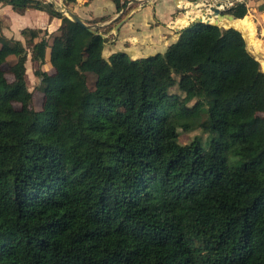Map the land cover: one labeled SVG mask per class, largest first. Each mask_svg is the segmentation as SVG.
I'll return each instance as SVG.
<instances>
[{"label":"trees","instance_id":"16d2710c","mask_svg":"<svg viewBox=\"0 0 264 264\" xmlns=\"http://www.w3.org/2000/svg\"><path fill=\"white\" fill-rule=\"evenodd\" d=\"M111 1L124 10L126 1ZM0 2L70 22L44 0ZM226 13L244 20L248 8ZM110 28L78 25L92 59H102ZM21 35L26 45L0 38V264H264V67L239 30L194 23L163 54L111 55L94 117L108 136L82 153L62 112L72 90L67 59L50 74L48 32ZM29 51L44 93L39 111ZM197 130L207 147L199 135L182 143Z\"/></svg>","mask_w":264,"mask_h":264},{"label":"rangeland","instance_id":"374dc122","mask_svg":"<svg viewBox=\"0 0 264 264\" xmlns=\"http://www.w3.org/2000/svg\"><path fill=\"white\" fill-rule=\"evenodd\" d=\"M49 3H56L55 7L58 10H63L65 8L70 9L67 5L63 3V0H44ZM156 1V0H155ZM162 2V3H161ZM108 3L111 7H114L112 2L104 3L105 7L101 8V10L97 11L98 14H108L111 13L112 9L108 8ZM157 4L150 5L147 4L139 14L135 17L138 18L140 21H146L149 19L153 14H163L167 9V0H160L156 2ZM77 4V2L75 3ZM75 4L71 5V8L76 6ZM2 5V10L0 11V38L5 37L9 40L14 41H21L24 45H26V40L22 35L18 33L12 34L9 30L5 32L3 26L5 23L10 26L9 29L13 30L14 33L17 31V24H24V27H32V28H42L44 26V20L42 16L34 14L33 10H29V14L19 16L18 13L14 12L11 8L10 11L7 4L0 2ZM154 6L155 9L152 7ZM77 7V6H76ZM70 9L72 12L76 8ZM232 8V7H230ZM27 12V13H28ZM224 15H228L227 13ZM192 15H188L187 17L190 18ZM255 14L250 8L248 9L247 18L242 20L248 27L252 28L250 32L251 39L257 42V45H252L250 38L245 36L241 30H239L246 42L247 47L250 53L256 57V59L260 62L262 70L264 67V17L258 16V19L254 17ZM19 20H18V19ZM185 22L187 19H180ZM194 21H197L195 19ZM5 22V23H4ZM193 24L194 23H190ZM188 25V24H187ZM22 27V26H20ZM222 28H227L223 27ZM64 30V29H63ZM9 32V33H8ZM7 33V34H6ZM11 33V34H10ZM8 35V36H7ZM44 37V34L41 36ZM76 31L74 30H65L63 33H60V30H57L54 35H48L47 41L50 44L49 49V66L43 69L50 74H52L53 68L52 65L59 62L62 59H67L69 71L71 75V92L65 97L63 101V118L64 124L66 128V132L70 136L72 146L78 153L84 152L91 144L94 139L97 138H106L108 136L107 131L100 129L95 123L94 120L100 121L98 118L95 119L94 117H99L98 109L96 107L102 102L103 94L98 90V71L99 74L105 75L110 72L109 62L103 61L101 69L105 68V70H97L96 64H93L90 54L86 47L80 43L76 44L75 42ZM1 47V43H0ZM260 54H259V53ZM65 55V57H64ZM47 63V62H46ZM4 69L7 71L8 66H4ZM26 79L28 89L33 94V105L32 107L34 110L39 111L42 108L43 101H44V93L40 89V80H38L34 76L35 64L31 60V53L29 51L28 60L26 63ZM78 70L80 72H78ZM83 70V71H82ZM264 71V70H263ZM92 72V73H91ZM7 78L9 81H12V76L10 73L7 74ZM107 108V106H106ZM97 111V112H96ZM194 135H199L202 138V143L204 147H207L209 142V135L203 134L200 130L195 131L192 135H182L181 141L182 143L186 144L190 142ZM263 141H264V133H263ZM232 167H237L240 162L235 157H230Z\"/></svg>","mask_w":264,"mask_h":264},{"label":"crops","instance_id":"0c3cea01","mask_svg":"<svg viewBox=\"0 0 264 264\" xmlns=\"http://www.w3.org/2000/svg\"><path fill=\"white\" fill-rule=\"evenodd\" d=\"M125 0H121L123 2ZM160 1V0H158ZM204 0H167V9L165 13L160 15L151 16L146 21H140L135 16L141 12V10L136 11L134 14H131V11L121 13L117 12L116 5L111 0H77V4H75L76 7L73 11L76 13L86 24H88L90 21L102 18V17H108L109 19L106 22H102L99 24H89L92 26H95L98 28L101 33L105 29H107L109 26L112 28L108 29L103 35L107 40L105 44V49L103 53V57L100 60L92 61L93 64H96L97 70H105V68L101 69V64L104 61H108L109 57L116 53H125L132 59H140V58H147L149 56L156 55L158 53H165L168 49V47L175 42H177L179 38V32L181 30H173L169 28V25L174 20H179L187 17L190 15L191 11H187L184 15V7H187L191 4H201ZM224 3H233L238 4L242 3L247 6V8L250 11V8H252L253 13L255 14V18L258 19V16L264 17V12H260L258 10V7L264 3L263 0H219ZM112 2L114 7H111V5L108 3L107 7L111 8V13L108 14H98L97 11L101 10V8L105 7L104 3ZM157 0H153V2L150 5L157 4ZM162 3V2H161ZM6 10L9 8L12 9L10 5L7 6ZM74 7L70 9H73ZM154 9L155 7L152 6ZM2 5H0V11L2 10ZM34 14L42 16L44 20V26L42 28L37 29H43L48 32L49 35H54L57 30L60 29V33L62 34L65 30H74L76 31V37L75 42L76 44H80L78 41L79 31H78V25H76L74 22H66L63 23L62 20L58 18L50 19V17L41 11L33 10ZM28 12V11H27ZM26 14H29V12ZM137 13V14H136ZM24 14V15H26ZM19 16H23L20 15ZM224 17H227L229 19V15H224ZM121 20L117 22V20L120 18ZM18 19V18H17ZM19 20V19H18ZM5 23V22H4ZM192 24L185 25L184 27H189ZM22 26V27H20ZM17 27L16 33H14L13 30L9 29L10 26L5 23L3 28L12 34H19L21 35V31L25 28H32V27H24V24H17L15 28ZM235 28V27H234ZM64 29V30H63ZM237 29V28H236ZM239 30V29H238ZM8 32V33H9ZM10 33V34H11ZM7 34V33H6ZM8 36V35H7ZM51 49L48 50L47 53V63L44 65L45 68L49 65V52ZM65 57V55H64ZM83 71V70H82ZM78 72H80L78 70ZM92 73V72H91ZM98 75L100 71L97 72Z\"/></svg>","mask_w":264,"mask_h":264},{"label":"water","instance_id":"95a60500","mask_svg":"<svg viewBox=\"0 0 264 264\" xmlns=\"http://www.w3.org/2000/svg\"><path fill=\"white\" fill-rule=\"evenodd\" d=\"M53 5L55 6L56 3H54ZM228 9H230L229 3L226 4V3L221 2L219 0H204L201 4L195 3V4H191L187 7H185L184 8V15L186 14V12L188 10L189 11H198L199 10L201 13L212 12L216 16H223V13H225ZM61 13L66 18L70 19V21L76 23L77 25L84 27L85 29H87L90 32H95V29H96L95 26H92V25H89V24H86L85 22H83V20L76 13L72 12L70 9L65 8V9L61 10ZM183 19H188V17H185ZM229 19L236 20V19H234L233 16H230V15H229ZM194 20L189 21L188 24H190L192 22V23H202V24H206V25H215V26L221 27L217 21L215 23H211V22H205V21L198 19V18H197V21H194ZM184 28H186V27L182 26L180 30H182ZM229 28H234V27H227L225 29H229Z\"/></svg>","mask_w":264,"mask_h":264},{"label":"bare ground","instance_id":"6f19581e","mask_svg":"<svg viewBox=\"0 0 264 264\" xmlns=\"http://www.w3.org/2000/svg\"><path fill=\"white\" fill-rule=\"evenodd\" d=\"M190 15H192V16H190V18H188L185 22H183L180 19L177 20L175 27L185 26V25L188 24L189 21H192V20L197 19V18L201 19V20H203L205 22H211V23H215L217 21L220 26H223V27H235V28L241 30L242 33H244L245 36L250 38V41H251L252 45H254V46L257 45V42L253 41L251 39V36H250V32H251L252 28L250 30L248 25H246L242 20H239V19L238 20H233V19H228L227 17H224V16H216L212 12L201 13L199 10L198 11H191Z\"/></svg>","mask_w":264,"mask_h":264},{"label":"built area","instance_id":"2783aa9c","mask_svg":"<svg viewBox=\"0 0 264 264\" xmlns=\"http://www.w3.org/2000/svg\"><path fill=\"white\" fill-rule=\"evenodd\" d=\"M125 1H126L125 10H127V12L131 11V14H134L136 11H139L143 7H145V5L151 4L153 2L152 0H125ZM125 1H123L122 4H124ZM230 7H234V4L229 3V8ZM125 10L121 11V13L125 12ZM176 22L177 20L172 21L169 25V28L173 30H180L181 27H175Z\"/></svg>","mask_w":264,"mask_h":264}]
</instances>
